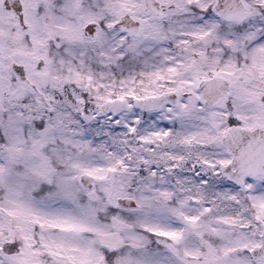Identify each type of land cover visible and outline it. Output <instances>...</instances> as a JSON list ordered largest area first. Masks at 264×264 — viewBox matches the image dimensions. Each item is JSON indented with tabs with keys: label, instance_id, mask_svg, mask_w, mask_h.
<instances>
[{
	"label": "snow or ice",
	"instance_id": "snow-or-ice-1",
	"mask_svg": "<svg viewBox=\"0 0 264 264\" xmlns=\"http://www.w3.org/2000/svg\"><path fill=\"white\" fill-rule=\"evenodd\" d=\"M0 264H264V0H0Z\"/></svg>",
	"mask_w": 264,
	"mask_h": 264
}]
</instances>
